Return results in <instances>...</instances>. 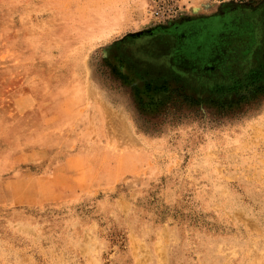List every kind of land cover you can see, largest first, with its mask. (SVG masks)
<instances>
[{
	"label": "rangeland",
	"instance_id": "obj_1",
	"mask_svg": "<svg viewBox=\"0 0 264 264\" xmlns=\"http://www.w3.org/2000/svg\"><path fill=\"white\" fill-rule=\"evenodd\" d=\"M0 264H264V0H0Z\"/></svg>",
	"mask_w": 264,
	"mask_h": 264
},
{
	"label": "crops",
	"instance_id": "obj_2",
	"mask_svg": "<svg viewBox=\"0 0 264 264\" xmlns=\"http://www.w3.org/2000/svg\"><path fill=\"white\" fill-rule=\"evenodd\" d=\"M26 111L27 110H25V109L18 110L16 112V114L13 115V117H24V116H27L28 117L27 121H18L16 119H13L11 121V123H12L11 126L15 127L18 122H25L24 125L27 126L28 129L30 130V132H29V140L30 141H29L28 144L23 146L22 149H24L25 152H23V157L22 158L18 157L19 160H18L17 163L32 165V164H35V163L39 162V161H37V155L39 153H42V151H37V149L44 148V146H40V147L38 146L37 147L35 145V143H34V140H35L34 130L37 127V123H36V121L34 119L31 120L30 117H36V116L43 117V120H40V121H37V122L39 123V125L45 127V126L48 125V123H50V120L48 121V119H46V118L51 117L52 115L48 114L47 112H44V114H42V115L41 114L37 115V114H35V111L31 110V109H28L27 114H26ZM83 111H85V110H83ZM20 159H22V160H20Z\"/></svg>",
	"mask_w": 264,
	"mask_h": 264
}]
</instances>
